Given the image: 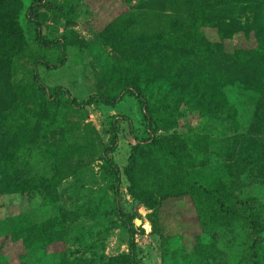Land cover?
I'll return each instance as SVG.
<instances>
[{
  "label": "rangeland",
  "instance_id": "374dc122",
  "mask_svg": "<svg viewBox=\"0 0 264 264\" xmlns=\"http://www.w3.org/2000/svg\"><path fill=\"white\" fill-rule=\"evenodd\" d=\"M21 1L26 47L7 67L14 96L0 98L1 119L9 120L4 154L23 157L19 178L52 179L57 203L7 193L1 180L0 264H187L198 241L193 264L242 261L255 236L200 217L186 191L225 177L257 200L264 222V149H248L251 139L264 142V71L249 70L244 82L232 73L264 39V5L252 28L245 17L225 24L195 13L192 0ZM57 87L80 103L110 92L121 101L68 106L65 124L46 128L25 112L38 107L39 92L49 97ZM223 102L228 108L216 111ZM146 104L160 109L155 121ZM126 255L132 259L120 260Z\"/></svg>",
  "mask_w": 264,
  "mask_h": 264
},
{
  "label": "trees",
  "instance_id": "16d2710c",
  "mask_svg": "<svg viewBox=\"0 0 264 264\" xmlns=\"http://www.w3.org/2000/svg\"><path fill=\"white\" fill-rule=\"evenodd\" d=\"M178 1L183 5L188 2V0ZM263 5L264 0H192V7H195V13L202 12L203 14H208V12H212L214 16L218 17L219 15L217 19L214 18L216 22H223L225 24L228 21H230L229 23L234 24L237 19L245 17L244 20L246 24L248 27H251L252 25V28L260 27L259 17L261 16L262 12H258V7L261 10ZM22 11L23 3L21 0H0V98L3 96V94H10L13 96L15 94V87L11 81L12 75L10 72H8L7 67L10 63H12L14 57L19 56L20 52L26 47L23 28L20 24V16ZM233 24L231 26H233ZM257 42L259 44L258 48L255 47L251 50L252 58L250 57L251 55H248L245 59H243V61L241 60L242 63L236 64L233 68L232 73L234 78H238V80L241 82H244L243 78L249 74V70H253L257 74H259L261 71H264V39H262V36H259ZM3 68H5V76L3 75ZM256 88L258 89V85ZM48 92L49 97L44 95V90L42 93L39 92L40 101L38 102V107L34 110L28 109L25 112L27 113V116H30L33 119L41 118L46 123L45 127L48 126L46 128L53 127L58 122L60 124H65V115L63 110L68 106H91L95 104V102L100 101L107 106L115 107L121 101V98L118 95L111 94L112 92L93 96L83 103L78 102L74 98L72 99L70 92L64 90L61 87L48 88ZM137 95L142 97L139 89ZM194 96L196 98L198 97L197 95ZM199 100L200 102H203L202 95L199 97ZM217 100H220L219 96L215 99V101ZM65 101L67 105L65 104ZM218 103L221 102L218 101ZM145 106L151 117L149 120L155 121L156 112H159L160 109L156 108V105L146 104ZM227 108L228 106L223 102L222 104L218 105L216 111L222 112ZM1 110L2 109H0V111ZM259 110L260 107L258 106V115ZM1 118L2 113L0 112V182L1 180L6 181V192L11 194H27L30 199H34L36 193H39L43 197L46 206L55 205L57 203L56 188L52 179L41 178L36 181L21 179L19 178L21 171H18L17 168L19 165L24 163L22 161L23 157L13 154L12 157L5 158L4 153L6 149L8 150V148L3 141L4 136L2 135V125L7 124L9 120L6 117V119L2 121ZM116 141L117 136L113 133L111 135L110 142L115 144ZM249 143L251 146H249L248 149H252L254 144H259L264 149V142L261 139H251ZM150 147L156 151L159 147V143L153 141L149 145V148ZM142 149L143 145L140 144L133 147L129 165L125 169L127 175L131 176L137 169L141 160ZM168 151L172 156L182 155L181 151L175 147H169ZM8 152L10 153L9 150ZM6 160H8L9 163H5ZM259 162L263 164L258 167L264 176V152L262 151L260 152ZM8 174L10 176L7 178L6 176ZM234 186L235 181L221 177L218 179L215 187H202V185L195 183V187L186 191V194H191L192 198L194 199L196 211L200 217H205L206 214H209L210 216H216L217 220L221 221L219 228L235 230L236 226L240 225L244 226L242 228L244 234L255 236V239L253 240L254 242L244 254L242 261H239L238 264H264V222L261 220L259 214V209L257 206L258 202L256 199H244L243 195L240 193V190H235ZM204 200L211 202H205ZM215 241L216 239L213 241L214 244L212 245L214 250L216 246ZM131 244L132 250H134L136 247L134 237L131 238ZM198 248H200L199 241L194 247V259L188 261L187 264H193L194 261L200 262L201 255L198 254ZM124 259H132V257L130 255H126L120 258V260Z\"/></svg>",
  "mask_w": 264,
  "mask_h": 264
},
{
  "label": "bare ground",
  "instance_id": "6f19581e",
  "mask_svg": "<svg viewBox=\"0 0 264 264\" xmlns=\"http://www.w3.org/2000/svg\"><path fill=\"white\" fill-rule=\"evenodd\" d=\"M148 228L150 229V226H148Z\"/></svg>",
  "mask_w": 264,
  "mask_h": 264
}]
</instances>
